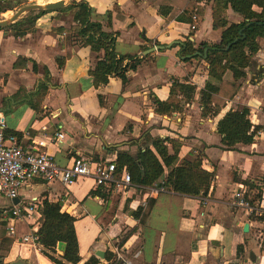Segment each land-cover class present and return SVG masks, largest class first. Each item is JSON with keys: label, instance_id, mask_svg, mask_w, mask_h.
Masks as SVG:
<instances>
[{"label": "crops", "instance_id": "obj_1", "mask_svg": "<svg viewBox=\"0 0 264 264\" xmlns=\"http://www.w3.org/2000/svg\"><path fill=\"white\" fill-rule=\"evenodd\" d=\"M75 2L87 3L96 22L106 25L111 17L112 26L105 30L117 35V53L144 58L136 71L128 73L127 84L111 77L108 84L95 87L91 72L105 52L85 46L78 34L70 31L79 23L77 10H67ZM193 2L69 0L65 11L44 15L21 37L0 31V120L6 123L7 131L22 134L23 147L34 140L41 142V150L65 167L80 157L114 160L120 152L135 156L153 139L169 138L180 144V160L201 159L202 168L213 175L208 191L197 197L133 184L124 189H96L90 178L70 190L58 182L42 180L24 187L21 193L26 202L34 198L61 201L62 212L76 218L79 264L93 257L100 264H264L259 224L231 206L242 185L256 200L264 194V38H257L260 50L246 69L237 96L218 115L204 116L200 92L206 84L220 86L221 77L212 72L204 58L184 62L181 46L187 41L196 49L219 44L223 31L243 22V18L226 8L227 24L216 29L215 0H203L197 4L202 17L192 30L193 22L184 10ZM254 10L262 11L256 6ZM8 13L12 11L4 15ZM155 42L171 47L142 57L144 48L158 46ZM58 58L64 59L62 67ZM18 59L26 60V67L15 68ZM232 76L226 72L224 78L232 81ZM173 79L196 86L195 98L190 101L181 94L172 96ZM44 81L48 90L36 110L31 103L38 101L36 93ZM156 100L175 105L176 110L159 114ZM242 108L249 109L253 128L262 129L252 143L228 148L218 132L219 122L231 110ZM60 127L66 137L62 142H52ZM168 148L173 153L171 144ZM94 191L105 196L91 195ZM0 205L3 221L8 222L11 203L0 197ZM139 209L145 212L143 220L132 215ZM247 224L249 230L245 232ZM16 226L18 238L29 232L23 223ZM5 238L9 244L10 238ZM239 247L243 249L238 253ZM98 251L105 252V257L99 258ZM19 254L34 264H54L41 252L19 248H11L5 262L14 261Z\"/></svg>", "mask_w": 264, "mask_h": 264}, {"label": "trees", "instance_id": "obj_2", "mask_svg": "<svg viewBox=\"0 0 264 264\" xmlns=\"http://www.w3.org/2000/svg\"><path fill=\"white\" fill-rule=\"evenodd\" d=\"M14 1L17 0H9L7 2L0 0V16L18 7L20 2L17 1L15 3ZM201 1L203 0H194L193 3L185 7L184 13L189 16L190 23L193 22V15H197L198 19L202 17L201 9L197 6ZM215 3L213 16L216 29L223 28L227 24L224 17L226 8H232L235 13L240 14L243 22L233 24L223 31L219 44H204L196 49L191 41H187L181 46L180 51V57L184 62H189L194 58H204L212 72L221 77L220 86L206 84L200 92V103L203 107L202 114L204 116L218 115L220 109L237 96L242 87L241 80L247 76L246 69L250 66L254 55L260 50L257 38H264V0H215ZM255 6L261 8L262 11L260 13L256 12L254 10ZM71 9L77 10L76 16L79 23L73 26L70 31L77 33L85 46H91L98 53L101 51L105 52L104 58L98 57V62L91 72L95 87L98 88L101 85L108 84L111 77H119L124 84H127L128 73L136 71L144 58L137 55H121L116 52L117 35L105 30L106 27L111 28L112 26L111 17L106 25L92 20L91 8L84 2L73 3L72 6L67 8V10ZM65 10L32 11L11 26L0 28V31H12L15 36L21 37L36 26L39 18L48 13H61ZM160 12L165 14L163 7H160ZM64 31V29L59 30V32ZM145 41L148 40L145 38ZM155 43L156 45H161L159 42ZM147 49V47L144 48V51ZM205 51H207L206 58ZM26 64V60L18 59L15 68L26 67ZM58 64L62 67L64 59L58 58ZM34 70H36V65H34ZM226 72L232 73V81L224 78ZM47 90L48 85L44 81L40 84L39 91L36 93L38 101L31 103L36 110L39 109L38 105ZM196 91V86L173 79L172 96L181 94L186 100L191 101L195 98ZM154 104L157 107L156 112L159 114L166 115L176 110V106L170 103L156 100ZM249 115L250 111L248 108L236 111L231 110L219 122L218 132L223 136L222 143L225 146L231 148L237 143L250 144L254 141L255 135L262 127L256 126L253 128ZM6 134L17 136L19 143H21V133H12L8 130ZM168 144L173 146V153H170ZM150 145L153 146L154 150L150 148ZM179 152L180 144L176 141L169 138L153 139L152 143L139 148L135 156L129 152L118 153L114 162L118 173H121L124 168L129 171L134 186L156 187L161 192H173L185 196H201L210 188L213 175L202 168L201 159H197L194 162L180 160ZM93 160L98 161L100 158L95 157ZM238 182L242 181L238 180ZM243 183L249 185L246 182ZM252 188L257 187L252 186ZM91 195L105 196L99 191H94ZM62 208L63 203L61 201L50 202L46 199L43 202L40 209L42 224L37 233L39 244L42 246L41 254L54 264H79L81 257L75 228L76 218L69 213L62 212ZM138 211V213L134 212L132 215L137 219L143 220L145 212L142 209ZM3 222L7 226V222ZM130 234L124 238L121 244L127 241ZM59 242H64L67 245L65 255L62 257L56 256ZM242 249V247H239L238 253ZM85 264H100V262L93 257Z\"/></svg>", "mask_w": 264, "mask_h": 264}, {"label": "built area", "instance_id": "obj_3", "mask_svg": "<svg viewBox=\"0 0 264 264\" xmlns=\"http://www.w3.org/2000/svg\"><path fill=\"white\" fill-rule=\"evenodd\" d=\"M191 29H196L197 15L192 17ZM47 128L42 127L45 131ZM59 131L52 137V142H62L66 133ZM7 125L0 120V197L7 199L11 205L7 210L9 215L6 231L10 249L6 255H0V264L4 263L12 244L22 246L19 249H29L41 252L37 235L42 224L41 207L43 200L34 198L29 203L22 197V189L35 180H42L48 184L60 183L66 190L78 185L83 179L90 178L95 182L96 189L103 187L124 189L132 185L129 171L124 168L118 173L114 160L100 159L95 161L84 157L73 159L72 163L62 167L52 155L41 150L44 144L36 142L23 147L15 135H7ZM248 187L242 185L235 192L231 201L234 209L243 211L249 218H253L260 226L261 238L264 239V194L261 198L252 197ZM158 192H161L157 189ZM18 199L17 204L14 201ZM23 223L29 228V232L18 238L17 224ZM120 257V256H119ZM120 259V258H119ZM127 264V262L125 263ZM130 264V263H129Z\"/></svg>", "mask_w": 264, "mask_h": 264}, {"label": "water", "instance_id": "obj_4", "mask_svg": "<svg viewBox=\"0 0 264 264\" xmlns=\"http://www.w3.org/2000/svg\"><path fill=\"white\" fill-rule=\"evenodd\" d=\"M3 2H7L9 0H2ZM69 4V0H61V1H58V2H55V3H48V4H45V5H29V6H23L21 7L11 18H8V19H5L3 21H0V28H6V27H9L11 26L12 24H14L15 22H17L19 19H21L22 17H24L26 14L32 12V11H39V10H46V11H51V10H60V9H63L64 7H66L67 5ZM171 46H163V45H158V46H154L150 49H147L145 50L144 52L141 53V56L142 57H146L156 51H163V50H166L168 48H170ZM206 53L207 51H205V58H206ZM198 55H201L200 53H197ZM1 113L3 111H0ZM19 202L18 199H16L14 201L15 204H17ZM249 230V225L247 224L244 228V231L245 232H248ZM66 243L64 242H59L58 245H57V250L62 252V256L65 255V252H66ZM96 255L99 257V258H104L105 257V252L103 251H98L96 253ZM250 259L252 261H255V258L254 257H250ZM2 264H32V261L30 260V258H24L22 256V254H19L17 255V258L12 261V262H9V263H2Z\"/></svg>", "mask_w": 264, "mask_h": 264}, {"label": "rangeland", "instance_id": "obj_5", "mask_svg": "<svg viewBox=\"0 0 264 264\" xmlns=\"http://www.w3.org/2000/svg\"><path fill=\"white\" fill-rule=\"evenodd\" d=\"M17 1L20 2V4L18 5V7L16 9H14L12 11V13H8V14H5V15L4 14L1 15L0 16V21H3V20L8 19V18H11L23 6H29V5H45V4H48V3L58 2V1H51V0H17ZM107 158L108 157H106V159ZM108 159H110V158H108ZM104 160H105V158H104ZM5 226H6V224H5V222H3L2 213L0 211V255H6V252L10 249V244H8V239L5 238L6 237V234H7V232L5 230ZM18 248H22V246L12 244V249L13 250H16ZM61 255H62V252H60V251L57 250V255L56 256L61 257ZM32 264H34V263L32 262Z\"/></svg>", "mask_w": 264, "mask_h": 264}, {"label": "bare ground", "instance_id": "obj_6", "mask_svg": "<svg viewBox=\"0 0 264 264\" xmlns=\"http://www.w3.org/2000/svg\"><path fill=\"white\" fill-rule=\"evenodd\" d=\"M40 257V256H39Z\"/></svg>", "mask_w": 264, "mask_h": 264}]
</instances>
